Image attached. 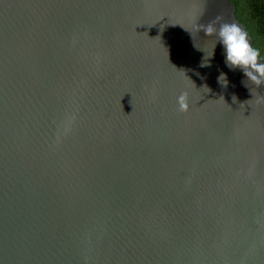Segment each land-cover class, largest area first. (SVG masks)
Instances as JSON below:
<instances>
[{
	"label": "water",
	"instance_id": "95a60500",
	"mask_svg": "<svg viewBox=\"0 0 264 264\" xmlns=\"http://www.w3.org/2000/svg\"><path fill=\"white\" fill-rule=\"evenodd\" d=\"M233 21L0 0V264H264V84L204 34Z\"/></svg>",
	"mask_w": 264,
	"mask_h": 264
},
{
	"label": "clouds",
	"instance_id": "9594fccd",
	"mask_svg": "<svg viewBox=\"0 0 264 264\" xmlns=\"http://www.w3.org/2000/svg\"><path fill=\"white\" fill-rule=\"evenodd\" d=\"M204 34L217 37L224 48L226 65L230 69L239 68L244 76L258 87L264 84V47L254 45L249 31L240 23L222 22L218 28L209 23L204 27ZM222 77L223 75L220 79ZM178 102L180 110H187L186 94H182Z\"/></svg>",
	"mask_w": 264,
	"mask_h": 264
},
{
	"label": "trees",
	"instance_id": "16d2710c",
	"mask_svg": "<svg viewBox=\"0 0 264 264\" xmlns=\"http://www.w3.org/2000/svg\"><path fill=\"white\" fill-rule=\"evenodd\" d=\"M234 18L249 31L254 45L264 47V0H229Z\"/></svg>",
	"mask_w": 264,
	"mask_h": 264
}]
</instances>
